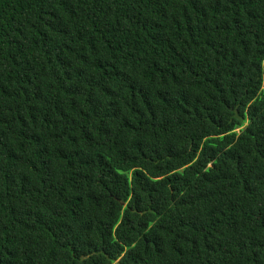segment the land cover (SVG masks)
I'll use <instances>...</instances> for the list:
<instances>
[{
    "label": "trees",
    "instance_id": "trees-1",
    "mask_svg": "<svg viewBox=\"0 0 264 264\" xmlns=\"http://www.w3.org/2000/svg\"><path fill=\"white\" fill-rule=\"evenodd\" d=\"M0 264H264V0H0Z\"/></svg>",
    "mask_w": 264,
    "mask_h": 264
}]
</instances>
